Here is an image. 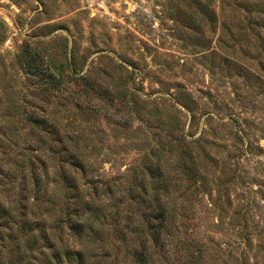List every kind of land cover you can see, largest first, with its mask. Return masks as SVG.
Listing matches in <instances>:
<instances>
[{"label": "rangeland", "instance_id": "obj_1", "mask_svg": "<svg viewBox=\"0 0 264 264\" xmlns=\"http://www.w3.org/2000/svg\"><path fill=\"white\" fill-rule=\"evenodd\" d=\"M0 171V264H264V0H0Z\"/></svg>", "mask_w": 264, "mask_h": 264}, {"label": "trees", "instance_id": "obj_2", "mask_svg": "<svg viewBox=\"0 0 264 264\" xmlns=\"http://www.w3.org/2000/svg\"><path fill=\"white\" fill-rule=\"evenodd\" d=\"M33 124L37 122L36 118L29 119ZM0 173H3L0 171ZM38 182V180H37ZM4 211V208L0 206V217L1 213ZM24 216V215H23ZM158 220V229H165L167 215L165 212H160V216H157ZM69 228L72 233H75L79 237L82 235L83 230L86 226L85 220L82 218L72 219L70 218ZM2 221V220H1ZM8 226V235L12 240L11 249L7 250L9 256H23L24 264H37L38 262V248L39 251L44 252L46 248L51 249L50 256H43L40 258V262L43 264H89L86 261L82 249H76L75 246L69 247L66 250L58 251L53 242L50 240L49 233L44 228V223L38 220L37 216H34L32 219L25 216V219L22 223H16L13 219L7 224ZM26 244V245H25ZM16 246V248L14 247ZM20 246V247H19ZM6 247V246H5ZM0 256H4L1 252ZM144 253V252H143ZM143 255V254H142ZM85 257V258H84Z\"/></svg>", "mask_w": 264, "mask_h": 264}]
</instances>
